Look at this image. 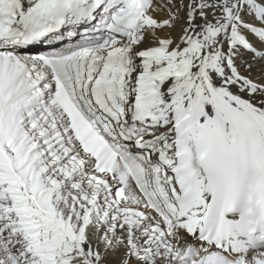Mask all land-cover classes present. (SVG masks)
I'll use <instances>...</instances> for the list:
<instances>
[{"label":"snow or ice","instance_id":"6c2138e0","mask_svg":"<svg viewBox=\"0 0 264 264\" xmlns=\"http://www.w3.org/2000/svg\"><path fill=\"white\" fill-rule=\"evenodd\" d=\"M0 264H264V0H0Z\"/></svg>","mask_w":264,"mask_h":264}]
</instances>
